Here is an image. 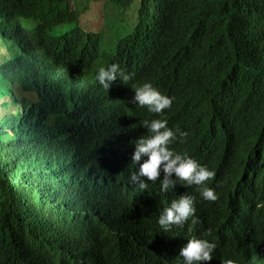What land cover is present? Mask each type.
<instances>
[{"label":"trees","instance_id":"16d2710c","mask_svg":"<svg viewBox=\"0 0 264 264\" xmlns=\"http://www.w3.org/2000/svg\"><path fill=\"white\" fill-rule=\"evenodd\" d=\"M103 1L0 0V262L19 243L42 254L39 264H52L56 246L68 247L76 238V246H90L82 226H95L97 217L100 224L98 213L109 211V178L121 177L99 158L101 137L96 143L92 128L101 99L83 65H121L138 56L132 70L161 77L190 60L198 81L206 83L205 76L217 69L218 80L239 94L226 70L238 69L250 77L244 96L264 121V0H109L127 18L97 32L91 26H101ZM231 31L236 37L242 31L250 55L225 44L224 34ZM217 201L215 213L223 212L226 198L219 194ZM132 208L138 210L137 203ZM135 218L146 225L141 213ZM100 249L102 255L90 250L84 260L106 264L103 256L109 255ZM170 250L164 242L150 257L164 261ZM79 254L67 249L68 261H82ZM144 256L145 251L135 264L145 262Z\"/></svg>","mask_w":264,"mask_h":264},{"label":"clouds","instance_id":"9594fccd","mask_svg":"<svg viewBox=\"0 0 264 264\" xmlns=\"http://www.w3.org/2000/svg\"><path fill=\"white\" fill-rule=\"evenodd\" d=\"M119 24L115 20L112 25ZM91 28L102 32L99 23ZM237 36L234 31L224 34L225 44L250 55L243 48L242 31ZM101 41L109 43L104 37ZM136 57L121 65H83L85 79L97 85L101 99L92 128L96 143L101 137L99 158L121 178H109L113 186L105 193L113 199L109 211L98 213L101 223L97 225V217L95 226L81 233L90 244L76 246L82 261L69 262L68 247L59 245L52 264H97L84 260V253L92 250L98 257L100 246L109 255L103 256L106 264H135L141 245V264H146L152 259L147 256L151 244L157 252L164 242L174 251L152 264H264V193L259 190H264V121L244 96L252 86L250 77L226 69L234 88L242 89L237 94L218 80L217 69L205 76L206 83L200 82L193 77L194 62L186 60L157 77L149 70H132ZM219 63L225 64L215 61ZM250 190L255 193L248 197ZM219 194L226 207L215 213L221 206ZM137 213L144 216V227ZM41 258L40 252L16 243L0 264H39Z\"/></svg>","mask_w":264,"mask_h":264},{"label":"rangeland","instance_id":"374dc122","mask_svg":"<svg viewBox=\"0 0 264 264\" xmlns=\"http://www.w3.org/2000/svg\"><path fill=\"white\" fill-rule=\"evenodd\" d=\"M89 1V0H87ZM126 11L123 9H116L109 0H104L102 7H101V20L98 22H101L102 29L104 31H107L109 27L112 26L113 21L118 20L120 21L123 18H127V15L125 14ZM117 24V22H116ZM109 40V39H106Z\"/></svg>","mask_w":264,"mask_h":264},{"label":"bare ground","instance_id":"6f19581e","mask_svg":"<svg viewBox=\"0 0 264 264\" xmlns=\"http://www.w3.org/2000/svg\"><path fill=\"white\" fill-rule=\"evenodd\" d=\"M153 65V64H152ZM227 100H224V102H226ZM259 148H262V145H259ZM262 150H259V152H261ZM79 222H82V223H84V222H86V219H80V220H78ZM197 227V226H196ZM85 230H86V228H84V229H82V233L83 232H85ZM196 230H197V232H199L200 230H201V228H196ZM159 233V232H158ZM157 233V234H158ZM156 234V235H157ZM165 236V234H163V236H161V237H164ZM150 237H152V236H150ZM140 238V237H139ZM153 242H156V241H158V240H152ZM153 242H151V243H153ZM69 243V242H68ZM74 245L75 244H77V242L76 241H74V243H73ZM72 245V244H71ZM149 248V247H148ZM150 248H152V249H150L151 251L150 252H152L153 251V247L151 246ZM74 249V251H78V249L79 248H73ZM140 250H143V245H141L138 249H137V254H138V262H139V260H140V256L142 255V253L140 252ZM151 255V253H148V257ZM151 261H153V260H151V259H148L147 260V264H152V262ZM30 264L32 263V262H29ZM140 263V262H139ZM138 263V264H139Z\"/></svg>","mask_w":264,"mask_h":264},{"label":"water","instance_id":"95a60500","mask_svg":"<svg viewBox=\"0 0 264 264\" xmlns=\"http://www.w3.org/2000/svg\"><path fill=\"white\" fill-rule=\"evenodd\" d=\"M77 240V238L75 239V241ZM76 245L77 244H75V245H69L68 246V249H73V248H75L76 247ZM151 246H152V244H151ZM154 247V246H153ZM76 248H78V247H76ZM149 253H151L150 251H149ZM148 254V253H147Z\"/></svg>","mask_w":264,"mask_h":264}]
</instances>
